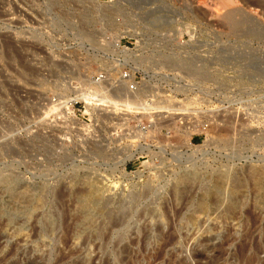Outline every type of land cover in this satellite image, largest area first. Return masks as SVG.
Returning <instances> with one entry per match:
<instances>
[{
    "label": "rangeland",
    "instance_id": "rangeland-1",
    "mask_svg": "<svg viewBox=\"0 0 264 264\" xmlns=\"http://www.w3.org/2000/svg\"><path fill=\"white\" fill-rule=\"evenodd\" d=\"M122 52L143 63L131 105L149 108L70 101L129 93L115 84ZM263 69L264 0H0V264H56L63 253L60 264H115L93 220L101 203L147 187L136 209L156 220L136 216L122 242L153 221L149 246L131 247L136 263L156 251L154 226L167 214L178 264H247L254 247L252 263L263 264ZM154 107L138 117H153L143 130L131 115ZM206 236L221 254L196 261ZM241 242L252 251L235 262Z\"/></svg>",
    "mask_w": 264,
    "mask_h": 264
},
{
    "label": "bare ground",
    "instance_id": "bare-ground-1",
    "mask_svg": "<svg viewBox=\"0 0 264 264\" xmlns=\"http://www.w3.org/2000/svg\"><path fill=\"white\" fill-rule=\"evenodd\" d=\"M113 48H117V45L114 44L113 45ZM123 54V57L124 59H117L119 62L118 63H122L121 66L118 65V63L116 64V70H117V73L119 71V69L121 67H127L129 68L133 73H138V74H142V61L141 60H138V59H128V58H125V52H122ZM120 57V56H119ZM116 61V60H115ZM239 61V60H237ZM242 61V60H241ZM130 64L127 66V64ZM180 63H176L174 65H172V69H175L179 66ZM196 69V68H195ZM195 69H193L195 71ZM190 70V69H189ZM192 71V70H191ZM189 71V72H191ZM188 72V73H189ZM197 72V71H196ZM257 72V71H256ZM192 74V73H191ZM202 74V73H201ZM258 74L260 75H263L264 76V69L263 70H259L258 71ZM190 75V73H189ZM199 75V74H198ZM204 75V74H203ZM195 76V74H194ZM200 76V75H199ZM192 77H193V74H192ZM202 77V76H201ZM106 78V77H105ZM104 78V80H105ZM144 80V79H143ZM123 85L127 84L126 81L122 82ZM121 83V84H122ZM140 83H143L145 85V80L144 81H141L139 82ZM120 86V84H118L116 86V88ZM127 87V86H126ZM183 87H186V86H182L181 88L182 89H185ZM124 88V87H123ZM139 90V89H138ZM138 90L136 91L138 93ZM135 92V94H136ZM115 96V95H114ZM114 96H110V94H103L101 95V97H98L97 94H87L85 92H81L80 94H77L75 95L72 99H70L71 102L75 101V100H82L84 101V103L86 102V104L92 102V103H95L97 106H101V107H104V108H113L114 110L116 109H122V107L124 108V110L127 109V111H132V110H146L147 108H149L150 106L147 107V105H144V104H140V103H134L133 105H131L133 103V101L130 99V98H134V96H132V93L130 95V93H127L125 95H121L118 96L117 98H114ZM139 97V96H137ZM149 99V98H147ZM146 99V100H147ZM144 101V102H147V101ZM149 104V103H148ZM151 105V104H149ZM147 107V108H146ZM155 107L151 110H154L153 113H157L159 111H155ZM130 111V112H131ZM149 111V109H148ZM135 112V111H134ZM136 113V112H135ZM148 113V112H147ZM150 113V112H149ZM155 116V115H154ZM151 118V116L149 117ZM189 138V134L186 135V140H188ZM188 148H191L190 145H188ZM132 154V153H131ZM197 152L194 153V155H196ZM205 153L201 152L200 153V156H204ZM134 154L132 155H128V160H131L133 158ZM188 164L189 165H192L194 164V160L192 161V157L188 158L187 160ZM201 183V182H200ZM151 191V188L150 187H147L145 190L141 191H137L135 194L132 195L131 199L127 202L125 201L126 203H124V201L122 200H106L104 203H101V208H100V212L97 216V218L99 219V221H94L93 220V229L95 230H98L99 231V237H98V240H99V243H100V246H102L105 250L109 249V248H112L111 249V252L107 253L106 256H113L115 258L114 262L115 264L119 263V264H139L141 263L142 261L140 260L139 263H136V253H132L131 252V247L134 246L135 244H140V250H143L147 245L148 243H150V241L148 242L149 239V231L151 230L149 225L151 224V222H153L152 220L150 221V224L149 225H145L141 228H138L139 229V233H140V236H134V238H130L128 239V243H125L123 244V240H124V237L125 235L128 233V230L129 228L132 226V224H136L134 223V218L136 216H138L139 218H143V217H147V218H154L156 213L153 212V210H150V209H147V208H144L143 210H140L138 211L136 209V203L139 201V199H142L144 198L149 192ZM174 193L176 192V190L173 191ZM205 193V191H204ZM204 193L203 195H201V198L200 200L203 201L204 199ZM86 198L87 200H91V196L89 195H86ZM128 205V206H127ZM204 206V205H203ZM165 208V206H164ZM182 209V208H181ZM164 210H167L166 208ZM99 211V210H98ZM207 211L206 207H201L199 209H197L196 212L200 213V214H205V212ZM96 214V213H95ZM199 214V216H200ZM167 214H163V215H159L158 216V221H157V224L154 226V231L155 233L158 235V242H156V251H154V253L152 252V254L148 255V259H147V262H145V264H178L180 262L181 259L177 260L178 258H175L177 261L173 260V255H169L168 252H167V249L172 246L171 244L175 241L174 238H176L175 236L173 237V235L171 234V230L170 232L168 231V233L164 234L163 232V229L165 230V228L162 229L161 227V223L160 222H164L166 221V223H168V217H166ZM198 217V216H197ZM148 219V220H149ZM156 220V218H154ZM137 220V219H136ZM194 220V219H192ZM147 222V220H145ZM171 221V220H170ZM136 226V225H135ZM167 226V225H166ZM171 226V225H170ZM140 227V226H139ZM168 227V226H167ZM134 228V227H133ZM173 228V227H172ZM132 229V228H131ZM137 229V230H138ZM168 229V228H167ZM208 230V229H207ZM94 232V231H93ZM130 232H133V231H130ZM151 232V231H150ZM167 232V230H166ZM207 232L208 234V231H205ZM138 233V232H137ZM138 233V234H139ZM154 234V233H153ZM155 234V235H156ZM206 234V233H205ZM249 234V233H247ZM251 234V233H250ZM247 236V235H246ZM252 236V235H251ZM251 236L249 235L247 239H251ZM199 237V235L197 236L196 235V238ZM207 238H201L197 245L199 246L200 250H197V248L194 249V254H193V257L191 256L193 259H195L196 261L201 259L206 253L208 254L209 256V252L212 253L215 257V254L218 255V254H221L219 250L222 251V249H219L220 247L216 246L215 243H213V239L212 237H208L206 236ZM232 238V237H231ZM112 239H116V241H114L115 243L112 242ZM192 239V238H191ZM264 239V238H263ZM96 240V239H95ZM94 240V241H95ZM194 240H195V237H194ZM197 240V239H196ZM219 240V239H218ZM226 242H229L230 239H227L226 238ZM233 240V238H232ZM254 240V239H252ZM63 245L65 246V249H66V246L68 245V241H69V237L66 235L63 239L60 240ZM245 241V240H244ZM263 241V240H262ZM154 242V241H153ZM248 242V241H247ZM264 242V241H263ZM195 243V242H194ZM231 243V242H230ZM246 243V242H244ZM254 243V242H253ZM222 244V243H220ZM225 244V243H224ZM223 244V245H224ZM243 242H241L239 245H238V248L240 246V248H236L238 253L236 254V258H235V262L237 261L236 259L238 258V261L240 260H244V251L246 250L247 247H249V244H243ZM256 244V242L254 243V245ZM258 244H259V241H258ZM257 244V246H258ZM62 245V246H63ZM98 245V244H97ZM152 245V244H151ZM222 245V247H223ZM242 245V246H241ZM251 245V244H250ZM264 245V244H263ZM149 246V245H148ZM153 246V245H152ZM150 246V249L151 247ZM225 247L227 245H224ZM256 246V245H255ZM261 247V246H260ZM264 247V246H263ZM148 248V247H147ZM253 248V246H252ZM149 249V248H148ZM147 249V250H148ZM185 249V248H184ZM259 248L258 247H254V251H253V254L251 255L250 253V257L248 256H245L247 257L246 258V262L247 264H253L254 260L256 259L255 257L257 256V252L259 251L258 250ZM264 249V248H263ZM103 250V249H102ZM110 250V249H109ZM139 250V251H140ZM146 250V251H147ZM154 250V249H153ZM192 250V252H193ZM226 250V249H224ZM229 250V249H228ZM250 250V249H249ZM249 250H246L247 253ZM236 251V250H235ZM252 251V250H250ZM249 251V252H250ZM172 252V251H171ZM216 252V253H215ZM227 252V250H226ZM233 251L231 250V253ZM262 252V251H261ZM71 253V252H70ZM173 253V252H172ZM171 253V254H172ZM246 253V254H247ZM64 254V253H63ZM62 254V255H63ZM140 252H139V256H140ZM183 254V253H182ZM190 254H191V251H190ZM227 254V253H226ZM230 253L227 254V256L229 255ZM234 254V256H235ZM259 254V252H258ZM60 255L57 260H56V264H60V263H64L62 261H64L66 259L65 256H62ZM71 255V254H70ZM225 255V254H224ZM231 255V254H230ZM67 256V255H66ZM142 256V255H141ZM177 256H180L177 254ZM207 256V257H208ZM227 256H224V257H227ZM232 256V255H231ZM230 256V257H231ZM166 257H168L166 259ZM205 257V256H204ZM210 257V256H209ZM208 257V258H209ZM69 259V257H67ZM141 258V257H140ZM146 258V257H145ZM182 258V257H181ZM184 258V257H183ZM182 258V259H183ZM206 258V257H205ZM204 258V259H205ZM221 258L222 255H221ZM220 258V259H221ZM229 258V257H227ZM233 258V257H232ZM212 259H214L212 257ZM219 259V260H220ZM224 259V258H223ZM258 259V258H257ZM189 260V259H188ZM226 260V258L224 259ZM102 262V264H110V261H109V257H105L103 260H100ZM139 261V260H138ZM185 261V260H183ZM182 261V262H183ZM233 261V260H232ZM245 261V260H244ZM66 262V261H65ZM203 263V261H201ZM205 262V261H204ZM211 262V261H210ZM215 262H218V261H215ZM214 262V263H215ZM253 262V263H252ZM261 262V261H260ZM33 263V262H32ZM82 263V262H81ZM184 263V262H183ZM191 263H192V259H191ZM191 263H187V264H191ZM194 263V262H193ZM192 263V264H193ZM238 263V262H237ZM114 264V263H113ZM197 264H201V263H197ZM217 264V263H216ZM259 264V263H257ZM264 264V263H263Z\"/></svg>",
    "mask_w": 264,
    "mask_h": 264
},
{
    "label": "built area",
    "instance_id": "built-area-1",
    "mask_svg": "<svg viewBox=\"0 0 264 264\" xmlns=\"http://www.w3.org/2000/svg\"><path fill=\"white\" fill-rule=\"evenodd\" d=\"M108 74H109V72L106 71L105 69H103V71H101V73L95 78V80H104L105 76L108 75ZM117 77H118V79H117ZM117 77H116L115 84H121L122 82L126 81L127 82V87L126 88H127V91L129 93H135L138 90L139 81L141 80V77H140V75L138 73H133L127 67H121L119 69V71H118ZM155 97L156 96H154V95H150L149 99H147L146 101L147 102H152ZM116 114H118L119 116H122L120 113H116ZM134 115L135 114H132L131 116L133 118H135V120L139 123L138 119H141V118H138V117H143L144 115H146V116L147 115H153V117H154L155 113L150 112V113L146 114V113L142 112V113L137 114L135 116ZM152 118H149L148 123L146 125H144L142 123L141 124L139 123L137 126H140V128H143V130H147L150 127V125L152 124V122H153ZM206 128H207L206 125L202 127L203 130H205Z\"/></svg>",
    "mask_w": 264,
    "mask_h": 264
}]
</instances>
